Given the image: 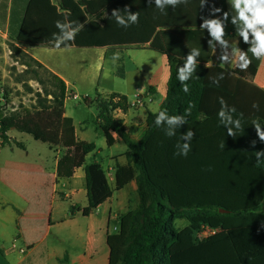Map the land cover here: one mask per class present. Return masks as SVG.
Masks as SVG:
<instances>
[{"label":"trees","instance_id":"1","mask_svg":"<svg viewBox=\"0 0 264 264\" xmlns=\"http://www.w3.org/2000/svg\"><path fill=\"white\" fill-rule=\"evenodd\" d=\"M114 3L115 0H0V29L7 27L12 58L42 86L31 108L6 113V98L0 99L1 144L23 149L21 143L9 137L11 131L39 142L57 139V134L48 131V119L63 109L65 83L19 48L57 49V21L82 26L75 40L59 49L157 52L165 56L169 69L166 95L159 110H166L169 116H185L187 122L169 137L166 124H155L158 112H147L144 133L133 141L122 121L113 117L115 110L127 112L130 108L126 96L111 94L93 101L85 98L87 105L96 106V123L107 146L114 144L112 135L124 143L126 151L122 156L126 164L114 166L110 185L100 164H85L86 157L95 152V144L77 140L72 119L63 118L59 145L73 149L74 168L84 172L87 199L84 208L70 206L69 216L89 217L113 192L134 182L137 203L120 217L116 231L106 237L107 264H264V158L258 163L255 155L264 150V142L252 125L258 118L264 127V90L253 84L260 60L249 52L252 63L246 71L236 66L229 72L205 67L210 60L209 47L205 57L197 58L196 71L187 81L189 91L185 93L177 76L189 53L179 48L190 46L193 40L189 35L194 34L181 33L165 39L161 36L152 41L120 38L119 31L116 33L119 26L112 16ZM218 8L226 12L225 0H218ZM219 16L222 18L223 12ZM147 43L148 47H142ZM238 47L247 51L249 45L240 39ZM38 69L44 71L46 83ZM220 73L224 79L217 86L212 80ZM115 76L125 78L122 66H118ZM221 97L229 108L236 109L234 119H241V128L234 129L235 137L229 136L220 123ZM254 103L258 108H253ZM189 105L191 115L186 114ZM189 129L195 133L191 151L187 157L178 156L176 145L184 143L181 135ZM205 228L215 233L198 239Z\"/></svg>","mask_w":264,"mask_h":264},{"label":"crops","instance_id":"2","mask_svg":"<svg viewBox=\"0 0 264 264\" xmlns=\"http://www.w3.org/2000/svg\"><path fill=\"white\" fill-rule=\"evenodd\" d=\"M225 3L226 12L230 13L226 24L227 35L225 39L230 44L234 42L233 46L235 47L238 46L242 38L237 35L236 26L231 23V15L234 14L232 13L231 6L227 3V0H225ZM213 6L218 7V0H207L203 8H200V0H188L187 4L181 3L175 8L166 6L161 11L155 6V0H151V3H149V0H115L114 9H119L120 14L125 16V18L127 17V13L124 11L125 8H128L132 13H139L138 23L131 24L127 28L118 25L114 17V22L120 29L116 33L119 31V37L123 39L152 41L153 39L161 38V36L162 39L174 38L173 36L180 35L181 33L187 34L191 32L194 34L189 35L191 36L190 39L193 40L192 44L179 49L189 53L192 48H199L200 57H205L209 49L208 41L211 37L207 30H200V25L202 17L214 18L210 14ZM216 15L219 16V13ZM0 38L3 43H10L7 37V27L0 29ZM3 43H0V46L5 45ZM149 43L142 45V47H148ZM19 48L65 83L66 99H68L70 96L69 81L61 72H56L54 69L45 66L39 59V56H37L38 53L34 52L36 49L45 47L20 46ZM94 49L100 50L99 59L101 58L102 62L109 50L107 48ZM131 51L150 52L160 56L147 55L152 60L153 66L146 80L142 76V73L146 71L140 61L142 57L140 55L135 57V61L139 60L136 66L137 72L140 74L141 85H134L132 92L135 99H139L143 105L132 112L130 108L127 112H122L119 109L113 112L114 119L122 121L125 131L130 138L133 141H138L145 130L147 112L156 113L151 109L154 100L161 93V97L159 98L160 107L165 98L169 69L165 56L151 50L130 49L112 52H119L122 55L125 52ZM221 51L218 44L216 49L212 48L210 60L205 64V67L206 65L220 67L228 72L234 69V63L225 64L224 67L220 66L221 61L219 57ZM230 51L231 48H229ZM7 53H10L8 48ZM4 55L0 56V60ZM118 61L119 59L116 63ZM1 66L2 64H0V72ZM253 84L257 88L264 90V61L260 60L259 62L257 72L253 78ZM111 94L120 93L111 92L109 95ZM71 97L73 99L78 98L76 94H72ZM107 97H104V99ZM126 97L130 103L131 100L128 96ZM64 105L61 112L55 111L57 112L56 116H50L48 123V131L57 134V139L53 141L45 139V142H39L32 138L35 142L45 145L52 153V155H47L44 160L27 159L28 153L26 148L22 151L19 150L23 153L22 155L18 153L19 151L14 145H4L0 141V264H58L59 262L64 264H101L99 256L100 249L102 250L101 242H104L106 245L107 235L116 231L120 217L130 210L126 197H123L122 193L119 192L129 187L135 193L136 187L134 182L129 183L118 192H113L111 198L100 205L89 217L84 218L89 220V229L86 232V241L82 243L84 248L83 253L75 257H71L65 253L61 257L52 243L48 241L51 232L55 228H61L65 224L67 217H69L70 206L79 205L81 208L87 206V203L84 204L81 201L82 197L86 196L83 169L74 168L73 149L63 148L59 145L62 119L69 118L63 111ZM74 131L76 139L84 141L82 138H79L75 127ZM8 135L11 139L18 142L19 138L13 134V131L9 132ZM112 138L114 140L113 145L119 142L114 135H112ZM124 153L125 151L116 156L111 155L108 159L111 164L106 169L100 165L105 171L110 185H112L113 181L114 166L126 164L125 158L122 156ZM61 204H67L65 209L68 214L65 217L59 216L61 212V214L64 213L63 207H60ZM77 217H80V215L71 218L77 219ZM53 218H56V222L53 221Z\"/></svg>","mask_w":264,"mask_h":264},{"label":"rangeland","instance_id":"3","mask_svg":"<svg viewBox=\"0 0 264 264\" xmlns=\"http://www.w3.org/2000/svg\"><path fill=\"white\" fill-rule=\"evenodd\" d=\"M2 44V39L0 38ZM0 46V56L4 55L0 60L2 69L0 72V99L5 96L7 105L5 106L6 113L22 108H31L35 105L36 93H42V86L36 81L32 80L31 74H26L25 68L12 58L9 44ZM7 48L10 53H7ZM33 52V51H32ZM38 53L39 59L48 68L54 69L69 81V98L66 99L64 105V113L73 120L74 127L76 128L79 138H82L86 142H92L95 144L96 150L93 154L86 157L85 164L89 165L93 162H97L104 169L110 166L111 162L109 157L111 155H119L126 151V147L122 141H119L115 145L109 147L106 145L104 135L98 128L97 111L95 104L87 105L85 98L94 100L96 97H107L111 92L120 93L128 96L131 100L130 103L135 101V97L132 92L134 85L140 86V74L137 72V62L135 57L140 55L142 65L145 67V73L142 76L145 78L150 74L152 60L147 55L156 54L150 52H125L120 55L119 61L113 62L112 57L115 52L108 51L106 58L101 62L99 56L101 54L99 49H67V50H52L47 48H39L34 51ZM33 52V53H34ZM130 58V59H129ZM118 66H122L125 72V78L121 79L115 76V72ZM41 80L46 83V75L44 71L38 69ZM48 86V84H46ZM166 89V88H165ZM72 94L77 95V99L71 97ZM160 96L154 100L152 104V111L159 109ZM1 101V100H0ZM143 104H136L134 107H130V111H134L141 107ZM157 112V111H155ZM52 116H56L52 115ZM49 121V119H48ZM48 123V122H47ZM13 134L19 138L18 143L22 142L23 149L27 150V159L44 160L47 155H52L48 148L35 142L29 135L13 131ZM19 151L18 153H23ZM126 188L119 192L123 197L127 199V205L131 208L136 206L135 193ZM82 203L86 204V196L81 199ZM64 213L59 216L65 217L68 212L66 211L67 204H61ZM56 218H53L55 221ZM89 229V220L80 217L72 219L67 217L65 224L61 228H55L48 241L56 248L61 257L65 253L71 257H75L84 252L82 243L86 241V232ZM102 250L100 249V261L101 264H107V247L104 242H101ZM64 264V263H58Z\"/></svg>","mask_w":264,"mask_h":264},{"label":"clouds","instance_id":"4","mask_svg":"<svg viewBox=\"0 0 264 264\" xmlns=\"http://www.w3.org/2000/svg\"><path fill=\"white\" fill-rule=\"evenodd\" d=\"M207 0H200V8L206 5ZM151 3V0H149ZM184 3L187 4L188 0H155V6L161 11L165 9L166 6H171L175 8L177 5ZM227 3L231 6L232 14L231 23L236 26L237 35L242 38L245 44L249 47L247 51L241 50L238 46H233L227 39H225L226 24L229 20V12H224L223 9L213 6L211 8V16L214 18H203L200 25V30H207L209 36L211 37L208 41L210 48L216 49L217 44L221 48V55L219 57L221 63L220 66L224 67L225 64H235L241 71H246L251 63L252 59L248 56L250 52L252 57L257 60L264 61V0H227ZM124 11L127 13V17L120 14L119 9H114L112 11V16L118 25L122 27H129L131 24H136L139 21V13H132L128 8ZM223 12L222 18L217 16V13ZM56 27L60 30V34L54 37V47L59 49L61 45L67 46V42L74 41L76 34L80 31L81 25L73 26L71 22H56ZM229 48L231 51L229 52ZM200 56L199 48H192L189 54L185 58L183 66L178 68V80L180 81L183 91L187 93L189 91V86L187 81H189L196 71L198 60ZM120 58L119 52L114 53L112 60L117 61ZM210 67V65H206ZM224 79L223 73L218 74L217 77L213 78L212 82L219 85L220 80ZM219 103L221 108L218 112V117L220 123L227 129V134L229 136L235 137L236 132L234 129L241 128V119L233 117V113L236 112L234 107L229 108L223 97L219 98ZM192 105L186 110L187 115H191ZM253 108H258L257 104H253ZM158 115H156L155 124L159 127L161 125H167L166 135L171 137L176 135V129L181 125L185 124L187 121L185 116L182 115H172L169 116L166 110H159ZM242 117L243 114L241 113ZM252 125L255 127L256 134L259 139L264 142V127L261 126L259 119H254ZM195 133L192 129L181 135V139L184 141L183 144L178 143L176 145L178 151L176 155L187 157L188 153L191 151L190 142L194 138ZM186 141V142H185ZM253 147L255 146V141H252ZM224 147L223 144L220 145ZM257 162H261L264 158V150L257 151L255 153Z\"/></svg>","mask_w":264,"mask_h":264},{"label":"built area","instance_id":"5","mask_svg":"<svg viewBox=\"0 0 264 264\" xmlns=\"http://www.w3.org/2000/svg\"><path fill=\"white\" fill-rule=\"evenodd\" d=\"M140 100L139 99H135L134 102L130 103V107H134L136 104H140ZM215 231L212 230V229H209V228H205L204 230H202L198 235H197V238L202 240L206 237H208L209 235H212L214 234Z\"/></svg>","mask_w":264,"mask_h":264},{"label":"water","instance_id":"6","mask_svg":"<svg viewBox=\"0 0 264 264\" xmlns=\"http://www.w3.org/2000/svg\"><path fill=\"white\" fill-rule=\"evenodd\" d=\"M220 212H221V213H225L226 211H224V210H220Z\"/></svg>","mask_w":264,"mask_h":264}]
</instances>
